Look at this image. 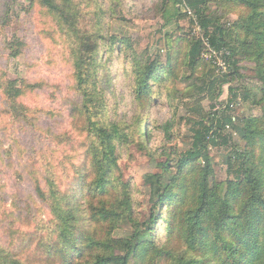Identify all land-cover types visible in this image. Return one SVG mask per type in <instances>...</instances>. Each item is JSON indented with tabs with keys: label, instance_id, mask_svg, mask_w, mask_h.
<instances>
[{
	"label": "rangeland",
	"instance_id": "rangeland-1",
	"mask_svg": "<svg viewBox=\"0 0 264 264\" xmlns=\"http://www.w3.org/2000/svg\"><path fill=\"white\" fill-rule=\"evenodd\" d=\"M55 1L78 21L81 33L98 39L94 78L105 103L98 118L106 123L115 121L126 137L116 143L111 176L114 182L128 187L131 206L140 222L150 207L145 175L159 172L160 164L172 159L174 151L189 148L194 122L221 110H226L233 122L260 113L252 101L260 87L254 77L255 65L243 57L238 72L221 81L222 77L211 72L212 62L204 44L201 64L194 72L182 65L186 41L201 39L204 34L184 3L178 4L179 19L165 23L161 17L165 0ZM208 6V13L223 24L232 23L244 12V8L222 1L209 2ZM66 30L58 16L39 0H0V245L16 254L21 252L23 261L31 264L43 263L45 249L36 245L40 239L52 238L55 224L45 202L36 194L35 181L42 182L51 175L62 193L74 196L76 187L93 178L96 141L90 121L76 111L81 104L72 75L76 41ZM176 48L179 51L173 55ZM170 53L177 58L173 76L165 73V77L153 79L148 96L139 101L146 103L141 107L134 92L137 63L156 60L166 67ZM15 79L23 81V95L10 99L4 88ZM140 121L146 130L138 135ZM224 133L236 147L244 146L229 127ZM229 151L225 145L208 147L215 179L220 182L228 178L224 160ZM193 175L189 167L183 177L190 180ZM114 194L109 188L95 194L84 192L79 200L83 211L75 222L80 231L86 230L96 241L131 231L126 223L112 225L88 217L90 204H111ZM161 220L153 226L157 231L151 241L179 248V240ZM57 258V263L53 261L60 264V255Z\"/></svg>",
	"mask_w": 264,
	"mask_h": 264
},
{
	"label": "trees",
	"instance_id": "trees-1",
	"mask_svg": "<svg viewBox=\"0 0 264 264\" xmlns=\"http://www.w3.org/2000/svg\"><path fill=\"white\" fill-rule=\"evenodd\" d=\"M39 1L58 16L68 30L66 33L76 41V49L72 52V75L81 102L76 111L90 121L96 141L91 168L93 178L76 187L74 196L62 193L51 175L42 182L35 181L36 194L45 202L55 221L50 233L54 239H40L36 245L45 249L43 259L39 254L42 264H56L58 255L60 261L62 259L60 264H264V0H165L161 9L165 23L179 19L178 4L184 3L196 17V23L202 27L209 44L217 50H228V72L217 73L210 63L211 72L222 77L221 81L238 72L241 58L254 63V77L260 87L257 98L252 101L259 106L260 113L238 120L234 118L236 122H233L232 117L225 114L226 110H221V113H208L206 118L194 122L189 148L174 151L172 159L167 158L160 164L159 172L145 175L150 207L148 215L140 222L131 206L128 187L114 182L111 176V165L116 163V143L125 141L126 137L120 133L115 121L106 123L98 118L105 108L103 93L96 90L94 78L98 39L94 41L86 33H81L78 21L69 16L65 6L55 0ZM215 1L240 6L244 12L230 24L220 23L208 13L209 2ZM112 39L121 43L126 41L125 38ZM202 48L200 38L187 40L182 65L194 72L201 64ZM178 51L176 48L173 55ZM173 55L169 54L166 67L156 60L137 63L134 92L138 102L148 96L153 79L163 78L165 73L173 76V69L177 66V58ZM214 80L210 81L209 87ZM20 83L23 81L16 79L7 82L4 88L7 98L23 95ZM232 96L235 98L234 93ZM138 104L141 107L146 105L143 101ZM143 123L138 124V135L146 130L141 128ZM227 127L245 142L242 148L236 147L230 135L224 133ZM210 144L225 145L230 149L224 160L228 176L225 182L215 179L208 154ZM199 160L203 165L197 164ZM189 167L194 175L187 180L183 174ZM118 187H121L120 192ZM108 188L115 192L112 203L90 204L88 217L112 225L126 223L131 231L125 236L96 241L86 230L80 231L75 222L80 210L83 211L79 200L84 192L95 194ZM158 219H162L161 224H166L177 237L179 248L151 241L157 231L153 226ZM0 264L31 263L23 261L21 252L16 254L0 245Z\"/></svg>",
	"mask_w": 264,
	"mask_h": 264
},
{
	"label": "built area",
	"instance_id": "built-area-1",
	"mask_svg": "<svg viewBox=\"0 0 264 264\" xmlns=\"http://www.w3.org/2000/svg\"><path fill=\"white\" fill-rule=\"evenodd\" d=\"M197 28L200 30V27L198 25H197ZM201 40L207 48V54L209 55V58L211 59L212 64L215 66L216 72L217 73L228 72V63L226 60L227 55H229L228 50H226L225 48L217 50L216 48L212 47L209 44L208 39L203 34L201 36Z\"/></svg>",
	"mask_w": 264,
	"mask_h": 264
}]
</instances>
